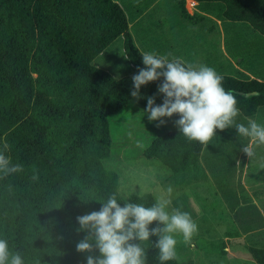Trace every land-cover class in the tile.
<instances>
[{
    "label": "trees",
    "instance_id": "1",
    "mask_svg": "<svg viewBox=\"0 0 264 264\" xmlns=\"http://www.w3.org/2000/svg\"><path fill=\"white\" fill-rule=\"evenodd\" d=\"M153 1L0 0V147L6 138L11 146L6 155L23 166L0 179V239L8 241L10 252L22 255L24 264H87L88 255H99L98 250L77 251L87 233L78 231L76 218L98 211L113 193L122 199L118 172L104 165L112 145L110 120L131 102L145 108L149 96H155L156 105L163 102L157 91L163 77L142 85L138 100L130 94L132 76L145 67L141 53L157 54L159 49L141 50L128 23ZM196 1L206 15L195 13L192 20L215 23V18L224 30L229 24L237 28L232 38L224 31V43L235 48L238 55H232L240 58L242 69L218 73L224 89L235 94L236 123L255 119L264 125V65L256 72L252 60L263 58L258 62L264 63V0ZM179 10L188 16L184 8ZM243 31L257 36V49L246 42ZM116 40L124 65L114 60L109 69L101 68L97 60ZM178 118L174 114L170 119ZM135 126L129 128L138 133L143 124ZM248 143L234 127L217 129L207 145L188 140L176 127L154 137L142 155L160 162L176 186L212 181L237 228L249 233L264 231V216L241 182L246 160L241 149ZM34 174L38 179H32ZM155 198L149 192L133 193L129 201L150 206ZM118 203L124 205L123 200ZM251 238L247 250L264 264V246ZM156 239L140 242L146 264H160ZM212 246L225 253L223 241ZM165 264L178 262L175 258Z\"/></svg>",
    "mask_w": 264,
    "mask_h": 264
},
{
    "label": "clouds",
    "instance_id": "2",
    "mask_svg": "<svg viewBox=\"0 0 264 264\" xmlns=\"http://www.w3.org/2000/svg\"><path fill=\"white\" fill-rule=\"evenodd\" d=\"M145 67L132 76L133 89L131 96L139 99L140 88L148 82L163 77L157 86L158 93L163 94V102L155 104V96L147 97L149 121H159L157 126L166 123L162 117L171 118L178 114L174 121L180 133L188 140L207 145L216 135V130L234 127L237 134L249 139L242 145V151L250 158L255 148L264 145V125L255 119H249L247 125L236 123L239 115L237 100L232 90H225L223 77L216 70L205 64H192L182 58L169 60L168 56L154 52L141 53ZM11 146L5 138L0 147V179L23 170L21 164H13L6 155ZM38 179L37 175L32 176ZM155 202L150 206L124 200L118 203L115 193L109 195L98 211L80 215L76 219L78 231L87 234L76 244L79 252L92 253L98 250L99 255H88L87 264H146V251L140 242L155 236L154 247L158 249L160 264L175 259L176 234L183 237L185 243L191 241L198 231V225L190 213L179 208H171L173 188H160ZM139 197V196H138ZM141 197H139L140 199ZM86 202V201H85ZM155 221L156 226L149 228ZM0 264H24L22 255L10 252L8 241L0 239Z\"/></svg>",
    "mask_w": 264,
    "mask_h": 264
},
{
    "label": "rangeland",
    "instance_id": "3",
    "mask_svg": "<svg viewBox=\"0 0 264 264\" xmlns=\"http://www.w3.org/2000/svg\"><path fill=\"white\" fill-rule=\"evenodd\" d=\"M212 34L217 36L218 31L212 30ZM197 43L200 47L204 46V49L207 48L209 54L212 49L213 54L214 43ZM225 46L226 50H228L229 45L226 44ZM120 50H122L120 42L116 40L107 47L96 64L101 67H107L109 63L115 60V62L118 61V63L124 65L125 58ZM202 58L204 59L200 60L198 57L196 64L210 66L217 73L235 74L237 72V69H234L233 66H228L229 60H222L223 66L222 69H219L218 59ZM238 59L239 69H242L241 60L236 58L237 61ZM215 61L217 66L209 64ZM144 109L145 107L131 102L121 113L110 120L112 145L110 156L104 161V165L107 169L118 172V192L121 198H126L133 193L144 192L157 196L160 188L171 186L173 192L169 210L171 208H179L181 211H186L182 208V205H185L186 209H188L189 205L184 202L189 201L192 210L191 216L198 225L197 233L188 243L184 242L182 235L176 234L175 258L178 264H236L238 252L227 249V256H223L220 254L219 247L212 246V244L216 245L217 242L223 241L220 234L223 233L224 229L230 228L228 223H231L228 213L225 211V205L212 181L204 179L189 185L176 186L170 178L171 173L160 162L148 160L142 155V150L154 137L177 127L174 124V120L168 117H162L161 119L165 120L166 123L158 127L159 121H149L147 118L148 113L144 112ZM134 124L140 126L143 124L138 133L129 128L132 125L135 129L136 126ZM149 161L156 164L150 166ZM127 163H133L134 165H127ZM247 165L248 169L246 172V166L244 165L243 167L241 182L246 184L245 186H248L249 189L251 187L249 194L264 195V145L255 148V154L250 158L248 157ZM244 174H246V177ZM240 244L243 246V243ZM240 251L244 252V250ZM238 264L244 263L239 259Z\"/></svg>",
    "mask_w": 264,
    "mask_h": 264
},
{
    "label": "crops",
    "instance_id": "4",
    "mask_svg": "<svg viewBox=\"0 0 264 264\" xmlns=\"http://www.w3.org/2000/svg\"><path fill=\"white\" fill-rule=\"evenodd\" d=\"M145 1L147 0H143V2ZM192 1L193 4H190L189 0H154L153 3L145 11L136 16V21H131L128 23L135 43L141 50H144V46L152 49H159V52H157V54L168 56L169 60L178 57L182 58L187 63L196 64V62H198V57L200 58V60L204 59L202 57H207L214 60L218 59L219 69H222V60H229L230 62L228 61V66H233L234 69L238 70L240 68L239 59L237 61L236 58L234 59L232 55V52L233 50H235V48L229 45V49L226 50V46L224 43V31L225 34L227 31L229 35L228 37L232 38L237 32V28L235 29V26L233 24H229L228 28H225L224 30L221 20H217L215 18H213L215 20V23L211 22L208 19H201L198 17L192 20L189 16L194 15L195 13L206 15L205 12L200 10L198 2L196 0ZM180 7L184 8L188 16H186L183 11L179 10ZM212 30L218 31L217 36H213ZM242 34L244 36V39H246V42L250 46H252L253 49H257L258 46L256 45V43H259V39L257 38V36L251 34L252 37H250L248 36L249 33L244 31L242 32ZM197 42L208 44L214 43L215 46L213 48V54L212 49L209 54V50L207 48L204 49V46L200 47ZM233 53L237 54V52ZM252 60H254L255 63V71L259 72V70L257 69L259 68L258 66L261 67L264 65V63H259L258 61L263 60V58L256 59L253 57ZM209 64L217 66L216 61ZM103 68L109 69V66ZM249 73L252 72L250 71ZM247 160L248 156L245 161V172L248 169ZM244 176L246 177V174H244ZM245 185L246 184H244V187L248 192L247 195L251 198V202L258 207V209L264 216V195L256 196L255 193L249 194L251 187L249 189L248 186ZM184 203L186 205H189V208L186 209L185 205H182V208L186 210V212L191 214L192 210L189 201H185ZM225 211L228 213L231 223H228V226L230 228L225 227L226 229H224L223 233L220 234L221 239L225 243V246L222 248L225 253L221 255L227 256V249H232L234 252H238L237 259L235 261L236 264H238L239 259L242 260L244 264H258L247 250V247L251 245V237L257 238V241L260 242L258 246H264V231H259L260 229H256L249 233L241 232L233 222L226 206ZM236 231H240L238 236L229 237L227 235L233 233L236 234ZM256 233L257 235L252 236V234ZM240 243H243V246ZM240 250H244V252Z\"/></svg>",
    "mask_w": 264,
    "mask_h": 264
},
{
    "label": "water",
    "instance_id": "5",
    "mask_svg": "<svg viewBox=\"0 0 264 264\" xmlns=\"http://www.w3.org/2000/svg\"><path fill=\"white\" fill-rule=\"evenodd\" d=\"M247 96L249 95V93L246 94Z\"/></svg>",
    "mask_w": 264,
    "mask_h": 264
}]
</instances>
